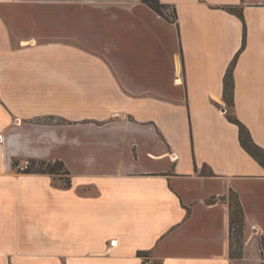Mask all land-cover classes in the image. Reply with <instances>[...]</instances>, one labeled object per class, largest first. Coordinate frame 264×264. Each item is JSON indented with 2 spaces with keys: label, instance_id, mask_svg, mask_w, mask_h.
<instances>
[{
  "label": "crops",
  "instance_id": "0c3cea01",
  "mask_svg": "<svg viewBox=\"0 0 264 264\" xmlns=\"http://www.w3.org/2000/svg\"><path fill=\"white\" fill-rule=\"evenodd\" d=\"M160 2L175 21L142 0H0V264H264V168L223 96L233 61L231 110L264 148V0ZM43 114L63 121L28 122ZM17 158L60 160L69 184Z\"/></svg>",
  "mask_w": 264,
  "mask_h": 264
},
{
  "label": "trees",
  "instance_id": "16d2710c",
  "mask_svg": "<svg viewBox=\"0 0 264 264\" xmlns=\"http://www.w3.org/2000/svg\"><path fill=\"white\" fill-rule=\"evenodd\" d=\"M142 1L158 14L163 16L165 19L170 21L176 20V11L174 7L171 8L169 5L160 2V0ZM224 8L228 11L236 13L239 17L242 18V11L240 8H233L230 6H225ZM168 9H171L172 14L167 13ZM232 68L233 61L227 68L224 75L223 96L227 105L230 107V110L227 111V118L230 122L235 123L238 126L239 141L241 146L264 168V148L254 142L247 126L238 117H236L231 110V106L233 105ZM29 162V165L21 169L22 172L55 174V170L53 168L47 167L48 165H50V161L32 158L29 160ZM53 164L58 165L59 168H64L65 172L68 173L62 161L55 160ZM68 184L69 180L66 182V185ZM227 203L229 207L231 229L234 225H237L241 228L242 232L244 225V212L238 194L235 192H230L228 195Z\"/></svg>",
  "mask_w": 264,
  "mask_h": 264
},
{
  "label": "rangeland",
  "instance_id": "374dc122",
  "mask_svg": "<svg viewBox=\"0 0 264 264\" xmlns=\"http://www.w3.org/2000/svg\"><path fill=\"white\" fill-rule=\"evenodd\" d=\"M168 14H172V11L171 9H168L167 10ZM63 120L59 117V116H56V115H48V114H43L39 117H34V118H31L30 120H28V122L32 123V124H37V123H41V124H44V125H48V124H53V123H57V122H62ZM15 122L17 123V120H15ZM84 150H81L80 148L76 147L74 148V146L72 145H64V144H61L60 148L55 150V153L57 154H63V155H66V157H68L70 154L72 153H75V152H82ZM32 159V158H23V159H20V158H17V159H14L13 160V165H14V168L17 169L18 171H21V166H23L26 162H27V165H29V160ZM48 161V160H46ZM55 161V160H54ZM54 161H50L51 163H49L50 165H48L47 167L49 168H53L55 170V174L53 175H58L60 176L63 181L66 183L68 181V173L65 172L64 168H59L58 165H54ZM25 168V167H24ZM66 169V167H65ZM67 170V169H66ZM68 171V170H67ZM241 239H242V233H241V228L237 225H234L233 228H232V238H231V250L232 252H237V250L239 249L240 247V244H241ZM146 261H150V258H145ZM150 264H158L157 261H150Z\"/></svg>",
  "mask_w": 264,
  "mask_h": 264
},
{
  "label": "built area",
  "instance_id": "2783aa9c",
  "mask_svg": "<svg viewBox=\"0 0 264 264\" xmlns=\"http://www.w3.org/2000/svg\"><path fill=\"white\" fill-rule=\"evenodd\" d=\"M0 139H1V134H0ZM26 166H27V162L23 166H21V169H23Z\"/></svg>",
  "mask_w": 264,
  "mask_h": 264
}]
</instances>
